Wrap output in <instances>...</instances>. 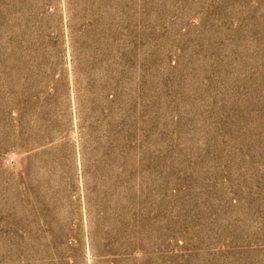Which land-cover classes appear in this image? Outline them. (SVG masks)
<instances>
[{"label":"rangeland","instance_id":"rangeland-1","mask_svg":"<svg viewBox=\"0 0 264 264\" xmlns=\"http://www.w3.org/2000/svg\"><path fill=\"white\" fill-rule=\"evenodd\" d=\"M0 264H264V0H0Z\"/></svg>","mask_w":264,"mask_h":264}]
</instances>
